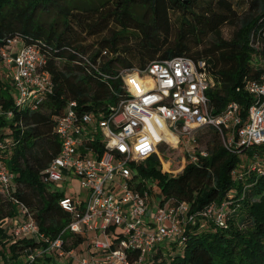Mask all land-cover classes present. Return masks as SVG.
Here are the masks:
<instances>
[{"label":"trees","instance_id":"1","mask_svg":"<svg viewBox=\"0 0 264 264\" xmlns=\"http://www.w3.org/2000/svg\"><path fill=\"white\" fill-rule=\"evenodd\" d=\"M11 1L0 0V50L13 39L40 47L47 57L46 70L54 88L37 108L19 109L0 77V106L12 113L10 120L0 119V137L10 138L11 143L1 159L14 175L8 191L0 194V223L15 216L19 207L25 210L23 221L32 220L44 237L1 238L0 228L3 264H19L27 250L47 248L70 223L71 215L58 204L64 195L41 182L44 170L59 152L55 123L70 102H76L81 112H107L122 100L125 92L116 65L135 71L178 56L204 62L213 82L207 94L214 112L218 114L228 103L236 102L246 122L253 102L246 84L264 72V0H243L246 8L236 18L237 29L229 40L221 39L219 29L235 14L230 0H100L97 7L86 6L84 10L99 11L94 17L115 24L117 29L103 40L102 49L96 53L87 52L70 33L68 16L75 17L73 9L82 10L76 6L82 5L80 0L73 8L65 6L69 0H25L19 13L8 19L3 10ZM57 2H61L65 25L58 33L53 25L44 28L34 18L38 10L42 12ZM171 12L181 17L179 32L169 41ZM80 15L85 14L81 11ZM201 29L212 33L215 41L210 48L194 52L198 44L191 45L188 37H197ZM130 36L138 39L136 48L118 49ZM259 57L262 63L257 62ZM137 79L126 77L125 81L138 87ZM5 127L9 133H2ZM200 131L210 136L211 147L203 148L208 156L198 158L195 164L179 159L175 168L164 169L160 153L132 164L133 175L156 184L164 197L187 203L189 213L195 215L194 223L183 229L175 244L178 255H169L164 245L159 246L145 264H264V174L251 171L249 163L241 167L239 158V154L247 153L251 160L264 153V146L239 149L237 154L222 146L216 131ZM195 139L200 147V139ZM176 170L180 171L175 174ZM212 204H224V226L201 216ZM84 241L79 234L64 232L62 250L78 248ZM50 253L57 254L55 250ZM43 259L50 264L48 255Z\"/></svg>","mask_w":264,"mask_h":264},{"label":"built area","instance_id":"2","mask_svg":"<svg viewBox=\"0 0 264 264\" xmlns=\"http://www.w3.org/2000/svg\"><path fill=\"white\" fill-rule=\"evenodd\" d=\"M18 43L8 40L1 48L0 77L10 80L15 89V108L35 109L52 93L54 84L42 49L20 43L13 51ZM132 74L141 82L138 94L126 84L125 78L131 75L126 73L120 75L125 97L107 112H81L76 102H70L57 118L54 134L59 152L41 182L52 187L75 178L85 193L58 200L60 208L71 215L70 223L47 248L27 250L23 264H36L53 250L69 258L67 264H145L166 240H180L195 215L189 213L187 203L164 195L157 199L153 212L149 180L133 175L132 164L160 153L164 146L179 151L178 162L195 164L208 156L195 139L204 128L216 131L222 146L233 153L264 146V72L246 84L253 102L244 123L236 102L214 112L207 94L213 82L204 62L178 56L152 62ZM11 117V111L0 106V119ZM92 129L100 134H93ZM164 131L170 139L163 137ZM10 144L7 137H0V194L8 191L14 179L1 159ZM249 169L264 174V153L250 160ZM20 209L24 216L25 210ZM201 216L224 226V204L210 205ZM64 232L84 237L81 249L88 257L76 259L83 253L78 248L62 250ZM11 236L8 239L44 238L30 219L13 228Z\"/></svg>","mask_w":264,"mask_h":264},{"label":"rangeland","instance_id":"3","mask_svg":"<svg viewBox=\"0 0 264 264\" xmlns=\"http://www.w3.org/2000/svg\"><path fill=\"white\" fill-rule=\"evenodd\" d=\"M230 1L233 4L235 14L231 16L230 22L222 25L219 29L222 40H229L232 37L233 33L237 29L236 18L240 16L241 13L246 8L243 0H230ZM25 2H26L25 0H16V1L12 0L11 3L8 4L4 8L3 14L8 19L15 17L19 13L18 8L24 6ZM79 2H82V5L78 4L76 6H79V7L81 6L82 10L78 9L77 10L78 12H76L73 9L72 12H73V15H75V17L68 16L69 23H70L69 26L71 29L70 33L73 35L74 39L78 40V44L81 47H83L87 52L93 51L94 53H96L98 52V50L102 49L101 44L103 40L109 39L113 30L117 29V27L115 26V24H112L111 22L106 23V22L99 21V19H97L98 16L94 17V14L95 13L99 14V11L94 12L91 10V12H86L84 10L87 7L88 8L97 7L98 3H100V0H80ZM75 4H77V0H69L68 2L65 3V6L73 8ZM203 5L204 3L203 4L199 3V6H203ZM60 7H61V2L53 3L52 5L48 6L45 10H42V12L38 10L34 18L39 20L40 24L43 25L44 28H48L50 25H53L56 33L61 32L64 30L65 25H64L63 15L60 13ZM198 10L199 9H196V11ZM81 11L85 15H80ZM103 12L104 10L102 11V13ZM169 16H170V24H171V31H170V36H169V41H170V40H173L174 36L179 32V27H180L179 19L181 15L175 12H171ZM188 39L191 45L198 44L197 48L192 49L194 52L210 48L211 45L215 41L213 34L205 29H201V32L197 35V37L189 36ZM137 41L138 39L131 38L130 36L128 40H125L117 48L120 50L125 49V48L129 50L135 49ZM19 45L20 43L13 45L12 50L15 51L19 47ZM257 62L262 63L263 59L259 57ZM133 64L137 65V62L134 61ZM115 68L117 71H119V75L124 76V74L130 73L131 75L127 76V78L136 77L135 74H132L135 68L122 69L119 65H116ZM2 80L8 85L9 91L12 97L13 96L15 97V89L12 86V83L10 82V80H7L6 78H3ZM2 133H9V128L8 127L2 128ZM92 133L99 135L100 130H98L97 132H94V130L92 129ZM196 136H197V139H200L199 141L200 147L202 148L211 147V144L208 143L210 136L205 134L204 131L202 132L200 131ZM160 154L163 157V168L164 169L176 166L177 164L176 158L179 155V151L175 149H170L169 147L164 146L162 150H160ZM239 158L241 160V164H240L241 167L245 166L246 164L250 162V159L247 153L239 154ZM177 172L178 170L175 171V174H177ZM148 187H150V195H151L152 202H153L151 208H152V211L154 212L157 207V199L161 197L162 194L159 190V187L156 186V184H152L151 182H149ZM51 188L56 190L58 193H62L63 195H66V196L79 197V196H83L85 193L80 187L78 179H75V178H67L65 181L62 180L59 183L53 185ZM17 211L18 213L15 216L7 218L0 223V228H2L3 230L1 234V238L12 237L11 236L12 229L15 228L20 222H22L23 220V215L21 214L22 211L19 207L17 208ZM92 235L93 234H89L90 237ZM99 240L101 241L103 240V238L101 237L99 238ZM92 241L93 239L89 242L92 243ZM68 242L70 243V240ZM177 242L178 240L168 239L163 243V245L167 248V252L169 255H172V256L178 255L179 250H178V247H176L175 245ZM87 243L88 242H85L84 244L86 245ZM172 246H175L174 250L170 249ZM88 255L89 253L85 250V252H83L82 255H79V254L76 255V259H80L82 258V256L88 257ZM23 256H25V254ZM55 257L57 258V264H67V260L64 258L65 256L59 257L55 255ZM165 259L166 257H163L162 261H165ZM0 264H3V260L1 259H0ZM10 264H13V262H11ZM19 264H23L22 260L19 261Z\"/></svg>","mask_w":264,"mask_h":264},{"label":"crops","instance_id":"4","mask_svg":"<svg viewBox=\"0 0 264 264\" xmlns=\"http://www.w3.org/2000/svg\"><path fill=\"white\" fill-rule=\"evenodd\" d=\"M78 249L81 250V251H83L81 249V246H79ZM83 252H85V251H83ZM55 255H57V254H53V253L52 254L51 253L48 254V258H51L50 264H57V258L55 257ZM79 255H82V254H79ZM23 258H22V262H24V259ZM68 260H69V258H67V261ZM36 264H48V263L45 261V259H40Z\"/></svg>","mask_w":264,"mask_h":264},{"label":"bare ground","instance_id":"5","mask_svg":"<svg viewBox=\"0 0 264 264\" xmlns=\"http://www.w3.org/2000/svg\"><path fill=\"white\" fill-rule=\"evenodd\" d=\"M136 77H137V76H136ZM130 78H131V77H130ZM137 80L139 81V84H140V83H141L140 80H139V79H137ZM147 82H148V81H144V82H142V83L146 85V84H148ZM129 86H130V89L132 90L133 93L138 94V93L140 92V90H141V89L139 88V85H138V87L134 86L135 88H134L133 86H131V85H129ZM163 137L166 138V139H170V138H171V136H170V135L168 134V132H166V131H164Z\"/></svg>","mask_w":264,"mask_h":264}]
</instances>
